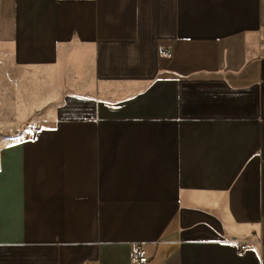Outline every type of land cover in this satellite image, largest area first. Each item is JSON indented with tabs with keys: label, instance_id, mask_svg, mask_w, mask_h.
I'll return each instance as SVG.
<instances>
[{
	"label": "crops",
	"instance_id": "1",
	"mask_svg": "<svg viewBox=\"0 0 264 264\" xmlns=\"http://www.w3.org/2000/svg\"><path fill=\"white\" fill-rule=\"evenodd\" d=\"M137 245L262 264L264 0H0V264Z\"/></svg>",
	"mask_w": 264,
	"mask_h": 264
},
{
	"label": "built area",
	"instance_id": "2",
	"mask_svg": "<svg viewBox=\"0 0 264 264\" xmlns=\"http://www.w3.org/2000/svg\"><path fill=\"white\" fill-rule=\"evenodd\" d=\"M161 52L166 54V55H170L169 50L167 49H161ZM248 249V245L246 243H241L238 245V250L240 253L246 251ZM135 259L140 263L143 264L145 262H147V257L145 255V252L142 248V246L137 245L136 249H135V253H134ZM262 264H264V260L262 262Z\"/></svg>",
	"mask_w": 264,
	"mask_h": 264
}]
</instances>
